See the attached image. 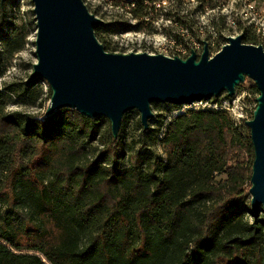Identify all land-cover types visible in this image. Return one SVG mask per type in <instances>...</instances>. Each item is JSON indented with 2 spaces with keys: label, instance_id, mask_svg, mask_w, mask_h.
Listing matches in <instances>:
<instances>
[{
  "label": "trees",
  "instance_id": "1",
  "mask_svg": "<svg viewBox=\"0 0 264 264\" xmlns=\"http://www.w3.org/2000/svg\"><path fill=\"white\" fill-rule=\"evenodd\" d=\"M127 1L141 19L154 0ZM108 123L71 109L7 114L0 97V172L13 164L0 188V264H264V216L244 204L251 137L226 112L174 118L159 140L166 159L146 143L128 155L124 121L93 159L67 132L95 141ZM139 125L144 141L152 124Z\"/></svg>",
  "mask_w": 264,
  "mask_h": 264
},
{
  "label": "water",
  "instance_id": "2",
  "mask_svg": "<svg viewBox=\"0 0 264 264\" xmlns=\"http://www.w3.org/2000/svg\"><path fill=\"white\" fill-rule=\"evenodd\" d=\"M6 0H1L4 3ZM37 23L36 57L31 80L42 79L52 96L45 117L71 109L89 119L105 118L117 139L124 116L140 114L144 130L154 118L151 104L193 105L251 79L259 92L253 119L246 122L254 150L251 209L264 215V50L243 43V35L210 57L170 58L147 53L112 54L95 36L104 22L83 0H32Z\"/></svg>",
  "mask_w": 264,
  "mask_h": 264
},
{
  "label": "rangeland",
  "instance_id": "3",
  "mask_svg": "<svg viewBox=\"0 0 264 264\" xmlns=\"http://www.w3.org/2000/svg\"><path fill=\"white\" fill-rule=\"evenodd\" d=\"M83 1L89 12L104 22L95 28V36L112 54L147 53L185 60L192 54L200 57L207 46L212 58L229 43L230 37L243 35L244 44L258 45L263 42L262 35L254 28L246 27L247 24L243 22L247 18L255 26L264 23V0H154L156 2L146 3L149 15L141 19L131 15L130 10L134 6L128 5L127 0L121 3L118 0ZM36 36L33 1L6 0L2 4L0 0V97L7 114L20 112L41 119L45 117L52 96L51 89L42 79L29 84L33 66L37 63ZM258 96L255 83L246 78L236 88L234 97H228L227 92H223L219 97L193 105L175 107L158 104L161 107L157 108L151 104L152 112L161 120L155 119L150 123L152 133L144 141L141 138L139 112H129L123 118L127 154L141 151L142 145L146 143L158 156L166 159L159 140L164 136L167 126L177 116L201 109L226 112L239 132L249 138L250 129L246 122L253 119ZM67 132L73 134L77 142L86 148L88 157L93 159L109 141L111 125H105L95 141L71 130ZM247 161H252L249 154ZM12 165L8 164V173L0 172L1 189L9 181ZM250 201L249 192L244 204L248 205ZM263 216L261 214L260 218ZM247 218L253 220L249 214Z\"/></svg>",
  "mask_w": 264,
  "mask_h": 264
},
{
  "label": "built area",
  "instance_id": "4",
  "mask_svg": "<svg viewBox=\"0 0 264 264\" xmlns=\"http://www.w3.org/2000/svg\"><path fill=\"white\" fill-rule=\"evenodd\" d=\"M245 22V21H244ZM243 22V23H244ZM252 28H254L255 30H257V32L259 33V34H261L262 35V37H263V42L261 43V44H258V45H255V46H261L262 48H263V50H264V23H260V25H254V23L252 22Z\"/></svg>",
  "mask_w": 264,
  "mask_h": 264
},
{
  "label": "bare ground",
  "instance_id": "5",
  "mask_svg": "<svg viewBox=\"0 0 264 264\" xmlns=\"http://www.w3.org/2000/svg\"><path fill=\"white\" fill-rule=\"evenodd\" d=\"M245 8H246V7H245ZM254 8H255V7H254ZM252 10H253V9H252ZM247 11H248V10H247ZM253 12H254V11H253ZM256 13H258V12H256ZM246 14H247V13H246ZM248 14H249V13H248ZM258 14H259V13H258ZM254 21H255V19H254ZM252 22H253V21L249 22L248 19L246 18V19H245V22H244V25L247 24L246 27H252V26H251V25H252Z\"/></svg>",
  "mask_w": 264,
  "mask_h": 264
}]
</instances>
